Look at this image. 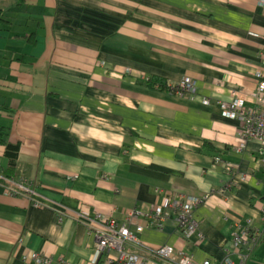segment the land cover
Masks as SVG:
<instances>
[{
	"label": "crops",
	"instance_id": "0c3cea01",
	"mask_svg": "<svg viewBox=\"0 0 264 264\" xmlns=\"http://www.w3.org/2000/svg\"><path fill=\"white\" fill-rule=\"evenodd\" d=\"M0 8L11 19L0 22V127L20 143L14 165L0 144V264H40L34 250L48 264H103L83 225L132 210L148 245L172 244L199 263L239 262L234 222H262L264 145L247 141L242 120L223 110L235 98L253 104L259 0H0ZM155 76L171 87L145 81ZM189 77L196 90L177 91ZM179 194L204 195L192 238L171 215L163 230L150 221Z\"/></svg>",
	"mask_w": 264,
	"mask_h": 264
},
{
	"label": "built area",
	"instance_id": "2783aa9c",
	"mask_svg": "<svg viewBox=\"0 0 264 264\" xmlns=\"http://www.w3.org/2000/svg\"><path fill=\"white\" fill-rule=\"evenodd\" d=\"M259 4L264 7V0H259ZM261 60L263 67L256 71L259 84L253 94V104L244 98H235L232 102L224 103L223 111L227 116H238L242 120V128L247 141H256L264 145V50L261 53ZM196 85V80L189 77L175 86V89L184 93L196 90ZM207 101L210 100L207 99ZM17 184L22 191L31 190L23 181ZM233 187V181L226 182L220 186L219 192L223 195L228 194ZM203 196V194H179L172 197L152 210L149 215L150 221L155 228L163 230L167 217L171 215L181 226L184 236L192 238L199 233V220L195 210L199 202L203 200ZM138 215V211L132 210L123 220L118 219L116 212L108 215H91L87 218V224L83 225V228L94 235L97 251L103 257L100 258L103 264H160V260H167L170 264H211L210 259L197 262L192 254L177 250L172 244L165 243L158 247L146 244L140 236L145 226L134 222V218ZM261 218V223H257L253 217L234 222L231 251L240 254V261L227 255L224 263H246L250 252L264 236V208ZM128 246H142L146 253L132 251ZM28 257L25 256V259ZM31 257L40 264L50 262L49 256L36 250L33 251Z\"/></svg>",
	"mask_w": 264,
	"mask_h": 264
},
{
	"label": "trees",
	"instance_id": "16d2710c",
	"mask_svg": "<svg viewBox=\"0 0 264 264\" xmlns=\"http://www.w3.org/2000/svg\"><path fill=\"white\" fill-rule=\"evenodd\" d=\"M11 22V19L7 16L2 15L1 8H0V22ZM32 35V34H30ZM147 83L154 85H158L161 88H170L168 81L163 77H149L147 80H145ZM0 144L5 145V154L7 155L9 162L13 165L15 164L16 158L19 153L20 149V143L17 141L9 140L8 134L6 133V129L3 127H0ZM13 168V167H12ZM61 217V215L59 214Z\"/></svg>",
	"mask_w": 264,
	"mask_h": 264
},
{
	"label": "rangeland",
	"instance_id": "374dc122",
	"mask_svg": "<svg viewBox=\"0 0 264 264\" xmlns=\"http://www.w3.org/2000/svg\"><path fill=\"white\" fill-rule=\"evenodd\" d=\"M1 41V40H0ZM2 122H4V119H2ZM264 244V236L261 238V240L257 243V246H255L256 247V249H254L253 250V253H252V257L250 258V259H258V261H261V260H263L264 259V254H259L258 252H257V249L261 246V245H263ZM254 247V248H255ZM248 253H249V251H248ZM249 258V257H248ZM250 259L248 260V262L246 261V263L245 264H248V263H250ZM36 261V260H35Z\"/></svg>",
	"mask_w": 264,
	"mask_h": 264
},
{
	"label": "water",
	"instance_id": "95a60500",
	"mask_svg": "<svg viewBox=\"0 0 264 264\" xmlns=\"http://www.w3.org/2000/svg\"><path fill=\"white\" fill-rule=\"evenodd\" d=\"M225 264H227V263H225Z\"/></svg>",
	"mask_w": 264,
	"mask_h": 264
}]
</instances>
